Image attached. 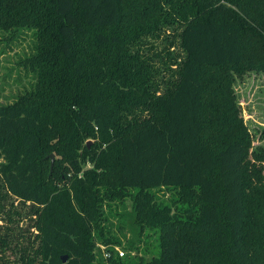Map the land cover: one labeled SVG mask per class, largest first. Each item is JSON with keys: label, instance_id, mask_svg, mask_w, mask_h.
<instances>
[{"label": "trees", "instance_id": "obj_1", "mask_svg": "<svg viewBox=\"0 0 264 264\" xmlns=\"http://www.w3.org/2000/svg\"><path fill=\"white\" fill-rule=\"evenodd\" d=\"M168 28L165 76L143 48ZM0 33L36 45L34 86L0 105V180L30 207L29 246L0 238V264H264V145L235 91L264 73V0H0ZM146 226L148 261L131 255Z\"/></svg>", "mask_w": 264, "mask_h": 264}, {"label": "rangeland", "instance_id": "obj_2", "mask_svg": "<svg viewBox=\"0 0 264 264\" xmlns=\"http://www.w3.org/2000/svg\"><path fill=\"white\" fill-rule=\"evenodd\" d=\"M173 34L174 29L168 28L164 33L161 31L159 35L145 40L146 44L143 50L159 66L160 72L165 69L158 55L162 54L164 49L170 55L179 52L178 45L175 47L169 45L172 43L169 42L172 40ZM35 46V39L31 33H25L19 38H9L8 35L0 33V105L15 102L19 96L28 90L31 91L34 86L36 81L34 68L28 60L35 52ZM156 65L155 69L157 68ZM166 73L167 71H163V75L167 76ZM235 91L244 121L253 134V146L264 145V139L261 136L264 131V73H251L243 81L238 80ZM84 144L91 148L94 140L87 139ZM52 155L55 157L54 154ZM51 168L53 169V167ZM152 192L158 206L170 205L174 212L177 210V207H174L177 205L174 200L179 197L178 191L170 188H159ZM177 206L181 205L178 204ZM131 208V200L111 204V212L115 214L124 213ZM29 210V206L20 204L12 197H6V190L0 180V238H7L11 248L17 246L18 249H26L29 246V234L26 231L30 222ZM11 211L19 212L21 216L13 213L11 215ZM111 212H107V215L113 222L112 234L121 242V244L112 246L119 248L126 256L128 242L132 239L130 225L123 224V232H120L117 228L118 221L111 218ZM144 230L145 233L140 238L141 242L136 246L138 249L133 251L131 255L148 261L159 252L160 231L147 226L144 227ZM22 234L23 236H21ZM104 248L107 249V246ZM5 256L14 260L20 256V251L7 249Z\"/></svg>", "mask_w": 264, "mask_h": 264}, {"label": "built area", "instance_id": "obj_3", "mask_svg": "<svg viewBox=\"0 0 264 264\" xmlns=\"http://www.w3.org/2000/svg\"><path fill=\"white\" fill-rule=\"evenodd\" d=\"M100 248L102 249V253L105 259H109L111 258V252H109L106 248H104L103 246H100ZM116 253L119 254L120 257L125 256V253L123 251H121L119 248L115 247L114 248Z\"/></svg>", "mask_w": 264, "mask_h": 264}, {"label": "water", "instance_id": "obj_4", "mask_svg": "<svg viewBox=\"0 0 264 264\" xmlns=\"http://www.w3.org/2000/svg\"><path fill=\"white\" fill-rule=\"evenodd\" d=\"M50 158H51V167H53V165H54V161H55V157L52 155V156H50ZM63 261L66 263L67 262V256H64L63 257Z\"/></svg>", "mask_w": 264, "mask_h": 264}]
</instances>
